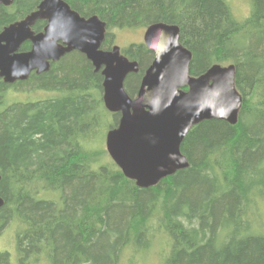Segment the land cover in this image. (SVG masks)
<instances>
[{"label": "trees", "instance_id": "1", "mask_svg": "<svg viewBox=\"0 0 264 264\" xmlns=\"http://www.w3.org/2000/svg\"><path fill=\"white\" fill-rule=\"evenodd\" d=\"M41 1L0 6V32ZM65 1L106 24L104 51L114 46L112 30L177 26L190 75L233 65L242 106L234 126L192 127L180 146L189 167L139 189L105 150L89 148L120 115L104 108L103 78L84 55L66 54L12 86L0 80V236L14 227L15 264H121L155 235L168 242L162 264H264V0H246L241 20L229 0ZM122 54L139 67L124 82L134 98L153 53L138 43ZM26 87L53 97L6 104L9 88ZM0 264H10L8 252Z\"/></svg>", "mask_w": 264, "mask_h": 264}, {"label": "water", "instance_id": "2", "mask_svg": "<svg viewBox=\"0 0 264 264\" xmlns=\"http://www.w3.org/2000/svg\"><path fill=\"white\" fill-rule=\"evenodd\" d=\"M12 2L0 0V6ZM37 21L46 25L35 34ZM105 33L106 24L97 16L81 17L65 0H42L35 11L0 32V80L8 85L22 82L32 71H48L50 62L68 53L84 55L103 78L104 108L120 115L117 126L105 134L107 155L137 188H152L189 167L180 146L192 127L210 120L237 124L242 96L235 86V67L215 64L191 76L192 54L180 43L179 28L153 24L142 38L153 60L130 98L124 82L138 73V64L116 45L101 50ZM26 42L30 50L20 52ZM3 204L0 197V208Z\"/></svg>", "mask_w": 264, "mask_h": 264}, {"label": "rangeland", "instance_id": "3", "mask_svg": "<svg viewBox=\"0 0 264 264\" xmlns=\"http://www.w3.org/2000/svg\"><path fill=\"white\" fill-rule=\"evenodd\" d=\"M231 10L237 20L246 17L249 14V4L246 0H229ZM114 34V45L118 46L123 53L130 44L143 43L144 30L135 31H118L112 30ZM53 97V94L41 92L36 89L24 88L21 91L11 90L5 95L6 104L13 103H28L39 100H45ZM105 130H101L96 138V143L89 145L90 149L105 150ZM106 151V150H105ZM108 156V155H107ZM109 157V156H108ZM108 163V159H105ZM14 227L6 228L0 236V251L8 252L10 255V264H15V252H14ZM168 251V242L163 235H155L151 240V244L147 250L140 251L137 255L127 252L122 258L121 264H162L163 259Z\"/></svg>", "mask_w": 264, "mask_h": 264}, {"label": "flooded vegetation", "instance_id": "4", "mask_svg": "<svg viewBox=\"0 0 264 264\" xmlns=\"http://www.w3.org/2000/svg\"><path fill=\"white\" fill-rule=\"evenodd\" d=\"M37 25H38V30L37 31H35V29H34V27L36 26L37 27ZM45 25H46V22L45 21H37L35 24H34V26L32 27V31L35 33V34H37V33H41L42 31H43V29H44V27H45ZM24 44H27L28 45V50H26V51H21L20 50V52H27V51H29L30 50V43L29 42H26V43H24ZM23 44V45H24ZM20 49H21V47H20ZM74 52V51H73ZM69 54V53H68ZM62 58V57H61ZM60 58V59H61ZM57 62H59V60L58 61H56V62H50V66H49V69H50V67H51V64H53V63H57ZM48 69V70H49ZM47 72V71H46ZM43 73H45V72H43ZM40 74H42V73H40ZM40 74H37L36 73V71H32L30 74H29V76H28V78L30 77V76H38V75H40ZM27 78V79H28ZM27 79L25 80V81H27ZM14 84V83H13ZM13 84H9L10 86H12ZM11 90H15L14 88H9L8 89V91L10 92ZM40 91V90H39ZM42 92V91H41ZM44 92V91H43ZM46 93H48V92H46Z\"/></svg>", "mask_w": 264, "mask_h": 264}]
</instances>
